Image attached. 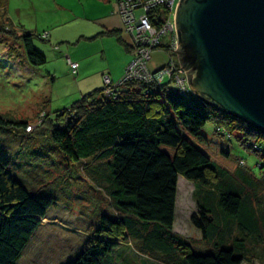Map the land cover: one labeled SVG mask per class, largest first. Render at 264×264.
<instances>
[{"label": "trees", "instance_id": "obj_1", "mask_svg": "<svg viewBox=\"0 0 264 264\" xmlns=\"http://www.w3.org/2000/svg\"><path fill=\"white\" fill-rule=\"evenodd\" d=\"M154 11L160 25L168 11L160 6ZM3 21L0 33L14 37L26 62L44 64L46 55L33 44L35 33L22 25L16 29L6 9ZM48 35L46 30L37 34L42 39ZM155 48L171 54L167 43ZM68 59L77 63L75 71ZM171 59L180 64L177 54ZM66 60L77 75L79 62L69 54ZM106 87L83 93L52 116L43 115L45 140L35 154L58 152L65 162L78 165L104 189L119 215H103L94 234L61 264H101L120 241L132 240L158 252L165 264H264V132L193 93H179L172 78L126 79L111 93ZM209 120L219 133L258 156L257 175L229 148L210 143L202 132ZM0 124L14 125L16 131L26 130L29 122L0 114ZM11 162L0 159V264L17 263L56 203L54 196L26 188ZM179 175L195 184L197 209L190 220L212 252H194L189 240L174 231Z\"/></svg>", "mask_w": 264, "mask_h": 264}, {"label": "rangeland", "instance_id": "obj_2", "mask_svg": "<svg viewBox=\"0 0 264 264\" xmlns=\"http://www.w3.org/2000/svg\"><path fill=\"white\" fill-rule=\"evenodd\" d=\"M5 9L16 29L22 25L25 30L35 33L33 44L44 52L46 62L39 66L28 64L14 37H5L0 33V114L13 120H26L32 126L30 130L15 131L14 125L0 124V159L15 162L17 171L13 172L26 188L56 199L16 264H61L94 234L101 225L103 215L111 219L119 215L115 214L105 198L104 189L97 188L94 181L78 169V165L65 162L58 152L45 156L35 154V151H41L38 148L42 147L45 140L41 130L44 113L52 116L55 111L68 107L83 94L78 96L76 93L77 78L82 73L71 74L66 60V54L70 55V51H67L66 46L74 47L73 54H90L86 59L88 68L84 70L87 74L98 73L101 76L105 59L101 58L100 52L94 51L97 49L94 40L78 41L75 38L72 44L59 41L54 45V39L48 41L37 36L52 27L57 34L58 31H64L65 35L73 36L75 31L67 32L78 26L73 23H80L77 21L81 19H74V15L84 14L78 0H0V22L4 26ZM167 38H163V41ZM167 55L170 57L168 52ZM150 68L155 69L152 66ZM87 77L89 79L90 75ZM94 81L95 77H90L91 84ZM96 87L98 85L84 93ZM202 132L214 147L229 148L234 156L243 159L258 174L259 168L255 166L259 161L258 156L234 138L219 133L213 121H207ZM194 191L195 184L179 175L173 228L189 240L194 252H212V247L190 220L197 209ZM106 226L109 224L106 223ZM132 241L134 243L120 241L101 264H165V259L158 252Z\"/></svg>", "mask_w": 264, "mask_h": 264}, {"label": "water", "instance_id": "obj_3", "mask_svg": "<svg viewBox=\"0 0 264 264\" xmlns=\"http://www.w3.org/2000/svg\"><path fill=\"white\" fill-rule=\"evenodd\" d=\"M174 23L191 92L264 132V0H179Z\"/></svg>", "mask_w": 264, "mask_h": 264}, {"label": "built area", "instance_id": "obj_4", "mask_svg": "<svg viewBox=\"0 0 264 264\" xmlns=\"http://www.w3.org/2000/svg\"><path fill=\"white\" fill-rule=\"evenodd\" d=\"M179 0H118L117 8L123 20V31L128 35V43L132 51V59L125 67V73L117 81L112 82L109 75L103 76L104 84L107 85L106 93H111L113 86L126 79H142L144 81H164L166 78L173 79V87L179 93L191 95L188 86L186 71L181 65L176 64L171 59V54H177V34L175 30L174 14ZM162 7L168 12L161 16L162 23L159 22L156 7ZM141 10V13L137 11ZM46 35V33H44ZM168 37L163 41V38ZM167 43L169 52L168 60L157 68H150L156 46L160 43ZM73 71L77 68V63L68 59ZM28 130L32 128L29 124Z\"/></svg>", "mask_w": 264, "mask_h": 264}, {"label": "crops", "instance_id": "obj_5", "mask_svg": "<svg viewBox=\"0 0 264 264\" xmlns=\"http://www.w3.org/2000/svg\"><path fill=\"white\" fill-rule=\"evenodd\" d=\"M82 6L84 14L74 15V19L81 18L80 23L74 22L73 24H78V26L71 28L69 32H73V36H67L64 31H58L52 27L47 29L49 35L44 40H55L57 45L58 42L69 41L70 44L74 41L73 39L94 40L95 49L94 51L100 52L101 58L105 59V66L103 74H108L112 82H117L123 75L124 69L129 61L132 59V51L128 43V35L123 31V20L118 13L117 2L118 0H78ZM77 2V1H76ZM57 4V3H56ZM66 30V29H65ZM45 31V30H44ZM56 37V38H55ZM78 37V38H77ZM67 51H70V57L79 62L78 74L82 73V76L77 78V95L80 96L84 91L89 90L92 86L98 85L102 87V75L87 74L84 70L88 68L86 64V59L90 54H73L74 47L66 46ZM67 56V54H66ZM168 55L162 50H156L153 55V59L150 62V66L157 67L168 60ZM70 70V68H69ZM71 72V71H70ZM72 74V73H71ZM95 77L94 83L90 82V77ZM75 78V77H74ZM75 78V79H76ZM97 88V87H96ZM86 93V92H85ZM244 262H242L243 264ZM248 264H260L255 261L253 263L246 262Z\"/></svg>", "mask_w": 264, "mask_h": 264}, {"label": "bare ground", "instance_id": "obj_6", "mask_svg": "<svg viewBox=\"0 0 264 264\" xmlns=\"http://www.w3.org/2000/svg\"><path fill=\"white\" fill-rule=\"evenodd\" d=\"M42 123H43V121H42ZM39 130V129H38Z\"/></svg>", "mask_w": 264, "mask_h": 264}]
</instances>
